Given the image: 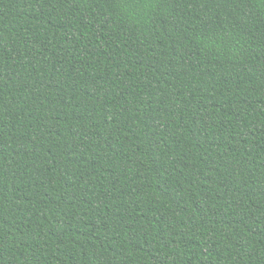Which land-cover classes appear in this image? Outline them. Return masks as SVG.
Here are the masks:
<instances>
[{"label": "trees", "instance_id": "1", "mask_svg": "<svg viewBox=\"0 0 264 264\" xmlns=\"http://www.w3.org/2000/svg\"><path fill=\"white\" fill-rule=\"evenodd\" d=\"M0 264H264V0H0Z\"/></svg>", "mask_w": 264, "mask_h": 264}, {"label": "snow or ice", "instance_id": "2", "mask_svg": "<svg viewBox=\"0 0 264 264\" xmlns=\"http://www.w3.org/2000/svg\"><path fill=\"white\" fill-rule=\"evenodd\" d=\"M158 0H115V6L122 8L128 14L145 11L148 6L157 3Z\"/></svg>", "mask_w": 264, "mask_h": 264}, {"label": "clouds", "instance_id": "3", "mask_svg": "<svg viewBox=\"0 0 264 264\" xmlns=\"http://www.w3.org/2000/svg\"><path fill=\"white\" fill-rule=\"evenodd\" d=\"M148 7H150V6H148Z\"/></svg>", "mask_w": 264, "mask_h": 264}]
</instances>
